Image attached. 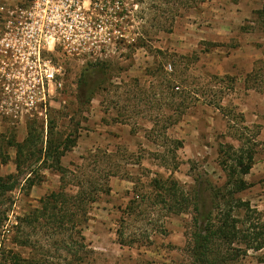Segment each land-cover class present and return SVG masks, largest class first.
<instances>
[{
  "label": "rangeland",
  "instance_id": "374dc122",
  "mask_svg": "<svg viewBox=\"0 0 264 264\" xmlns=\"http://www.w3.org/2000/svg\"><path fill=\"white\" fill-rule=\"evenodd\" d=\"M263 8L264 0H208L179 12L172 32L153 35L150 42V0H94L86 12H94L105 29L101 32L96 24L85 49L47 52L49 65L0 67V177L17 173V151L8 147L10 142L22 143L32 131L39 157L37 149L46 150L54 125L53 138L74 142L62 166L85 172L99 184L107 179L110 189L98 195L84 228L90 252L85 264H189L191 211L167 215L162 205L151 202L128 218L127 207L136 190L152 195L155 179L170 178L185 191L199 182L201 205L210 209L215 204L211 188L227 195L221 161L243 147L254 155L245 176L251 187L232 202L249 205L251 219L246 220L243 208L234 216L244 229L264 224V24L258 15ZM98 63L104 64L103 70L89 75L86 90L96 80L102 85L87 103L78 81L88 65ZM49 67L56 70L54 79H41V68L44 74ZM164 75L188 93L189 105L175 125L160 133L153 126L158 114L150 94ZM133 102L139 105L135 111L126 108ZM36 159V185L28 188L22 178L6 195L0 264H8L15 254L27 259L44 252L62 254L59 259L44 257L48 262L70 264L71 257L57 253L54 241L40 233L30 235L39 249L22 246L32 231L20 219L61 186L51 162ZM217 202L225 204L223 199ZM119 229L126 239L137 234L144 245H120ZM233 264H264V248L248 250Z\"/></svg>",
  "mask_w": 264,
  "mask_h": 264
},
{
  "label": "trees",
  "instance_id": "16d2710c",
  "mask_svg": "<svg viewBox=\"0 0 264 264\" xmlns=\"http://www.w3.org/2000/svg\"><path fill=\"white\" fill-rule=\"evenodd\" d=\"M207 1L150 0V22L154 26V31H150V42L153 35L155 36L161 32H172L179 12L190 10ZM237 1L234 0V2ZM258 15L264 24V8L258 12ZM90 65L85 68L78 81L82 98L87 103L94 98L96 88L102 85L101 81L96 80L97 82L90 84L91 88L86 90L89 85V75L95 69L102 71L104 67V64L101 63ZM175 81V79L164 75L158 86L153 88V93L150 94V104L158 114L153 124L154 127H158L156 132H165L164 130L175 125L188 108V93L181 90ZM128 93L131 94V92ZM127 102H132V100H127ZM138 106L137 103L133 102L126 108L131 107L132 111H135ZM125 111L127 112V109ZM124 115L121 116L122 121H127L128 117ZM160 125L162 127H159ZM54 127V125L50 126V137L47 141L46 150L44 151L43 148L37 149V152L40 153L39 157H35L36 135L32 131L29 132V136L22 143H9L8 147H13L17 151L15 162L17 173L6 178L0 177V215L7 214L6 195L17 188L22 178L28 188L36 185L32 176L35 172L34 169L32 170L34 160L36 158L37 161L43 160L45 165L51 162L49 167L54 168L59 173L61 186L59 190L53 191L44 197L38 208L34 209L24 219H20V222L32 231L28 234V238L22 246L37 250L38 244L32 242L30 235L40 233L42 236L54 241L57 253L63 251L71 257L70 264H85L87 255L90 252L83 231L91 220L90 213L93 205L98 200V195L100 193L109 194L110 189L107 185V179L99 184L98 180L85 172H72L62 166L61 160L70 149V143L74 142L69 143L68 139L58 141L53 138ZM177 147H182V144L179 142ZM228 149L233 150V147L228 146ZM27 153L29 154L27 155ZM253 156L252 153L245 152L241 147L221 161L220 165L226 172V194L232 198L231 200L226 199L227 195L226 197L221 195V189L213 190L211 188L213 203L215 204L210 209H206L201 205L203 189L199 182L192 191H185L176 180L170 178L166 180L155 179L152 182V195L143 192L141 188L136 190L125 214L129 218L136 213L138 207L141 208L142 205L151 202L153 206L162 205L167 215L187 214L191 211L193 217L187 242V251L190 257L189 264H233L248 250L258 251L264 248V224L259 223L258 227L250 224L246 229L243 228L244 226L240 227V220L234 216V212L243 208L246 220H249L251 219L250 213L252 210L249 205L242 202H235V204L232 202L235 200V195L251 187L245 180V176L250 173ZM27 169L29 170L27 171ZM218 199H223L225 203L223 207L218 204ZM143 212L146 215V211ZM140 214L143 215V213ZM1 223L2 220H0V225ZM137 237L136 234L126 239L122 229L117 231L118 242L122 246L132 247L139 242H143V240H138ZM141 245H144V242ZM56 255L59 256H54L55 258H62L61 253ZM49 256V252H44L40 258L30 257L24 259L15 254L10 258L8 264H53L44 258ZM50 257L54 259L53 256ZM2 264H4V261Z\"/></svg>",
  "mask_w": 264,
  "mask_h": 264
},
{
  "label": "built area",
  "instance_id": "2783aa9c",
  "mask_svg": "<svg viewBox=\"0 0 264 264\" xmlns=\"http://www.w3.org/2000/svg\"><path fill=\"white\" fill-rule=\"evenodd\" d=\"M93 1L2 0L0 67L49 65L52 60L44 57L47 52L85 49L92 41L93 27L105 29L99 18L94 19V12H86ZM42 71L41 79H54L55 68Z\"/></svg>",
  "mask_w": 264,
  "mask_h": 264
}]
</instances>
